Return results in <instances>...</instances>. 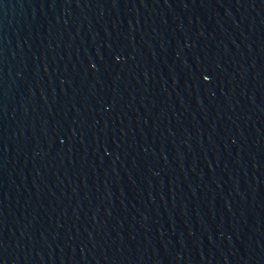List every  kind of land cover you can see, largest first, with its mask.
<instances>
[{"label": "water", "instance_id": "obj_1", "mask_svg": "<svg viewBox=\"0 0 264 264\" xmlns=\"http://www.w3.org/2000/svg\"><path fill=\"white\" fill-rule=\"evenodd\" d=\"M0 264H264V0H0Z\"/></svg>", "mask_w": 264, "mask_h": 264}, {"label": "snow or ice", "instance_id": "obj_2", "mask_svg": "<svg viewBox=\"0 0 264 264\" xmlns=\"http://www.w3.org/2000/svg\"><path fill=\"white\" fill-rule=\"evenodd\" d=\"M207 78V77H206Z\"/></svg>", "mask_w": 264, "mask_h": 264}]
</instances>
